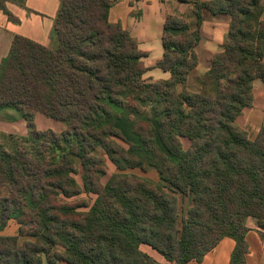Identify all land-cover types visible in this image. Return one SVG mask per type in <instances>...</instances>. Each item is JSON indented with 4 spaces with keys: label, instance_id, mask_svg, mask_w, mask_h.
Here are the masks:
<instances>
[{
    "label": "trees",
    "instance_id": "trees-1",
    "mask_svg": "<svg viewBox=\"0 0 264 264\" xmlns=\"http://www.w3.org/2000/svg\"><path fill=\"white\" fill-rule=\"evenodd\" d=\"M7 1L0 10L19 23ZM119 1L59 0L51 46L16 35L1 61L0 111L21 113L28 135L0 132V230L18 225L0 236V264H162L142 245L188 264L224 238L236 244L230 264H245L247 220L264 231V127L251 140L236 121L264 82V0H177L193 6L194 23L166 17L156 67L171 77L156 82L145 79L147 53L109 21ZM205 13L230 25L193 92ZM34 113L65 130H39ZM107 159L116 173L103 184ZM166 184L191 198L180 227Z\"/></svg>",
    "mask_w": 264,
    "mask_h": 264
},
{
    "label": "crops",
    "instance_id": "crops-1",
    "mask_svg": "<svg viewBox=\"0 0 264 264\" xmlns=\"http://www.w3.org/2000/svg\"><path fill=\"white\" fill-rule=\"evenodd\" d=\"M202 1L210 2L212 0ZM6 7L19 19V23L11 22L0 10V64L8 55L13 38L16 35L28 38L46 47L51 45L54 22L59 9V0H26L24 7L19 6L13 0H8ZM192 8L191 4L180 3L177 0H121L111 8L109 21L113 24L120 23L138 42L141 49L149 41L153 24L156 28H159L160 37H162L164 22L168 15H184L189 19V22L194 23V19L190 17ZM229 25L230 18L228 16L214 17L205 13L200 27L201 41L195 49L198 57V66L189 76V90L192 87L196 91L199 89L198 80L210 68L213 57L223 52ZM141 50L147 53L148 56L145 58L147 59L150 49L144 48ZM160 59H157L152 64V67L145 65L148 69L145 79L153 82L170 79L171 75L164 71L162 72L163 74H157L156 76L148 75L149 69H155ZM194 79L196 83L193 82ZM179 88L181 90V87ZM236 123L239 128L247 132L251 140H254L264 127V82L262 80L257 79L253 82V105L242 112ZM0 132L15 134V131L9 127V124L1 116ZM14 223L10 222L4 230H0V236L18 235V226ZM247 227L249 231L246 234V242L249 251L246 255L245 264H264V239L260 233L264 231L259 229L257 220L254 218L247 220ZM144 246L150 248L147 245H142L141 250ZM235 246L233 239L224 238L201 262L191 261L188 264H230ZM142 251L150 255L149 252ZM157 261L162 263L159 259ZM44 264L48 263L44 261ZM57 264L66 263L60 262Z\"/></svg>",
    "mask_w": 264,
    "mask_h": 264
},
{
    "label": "rangeland",
    "instance_id": "rangeland-1",
    "mask_svg": "<svg viewBox=\"0 0 264 264\" xmlns=\"http://www.w3.org/2000/svg\"><path fill=\"white\" fill-rule=\"evenodd\" d=\"M51 44H52V39H51ZM144 48L150 49L149 57L147 59H145V65L148 67H152V64L157 59H160L163 56V47H162L159 28H156V26H154V24L152 25V32L149 36V41H147L146 45H143L141 47V49H144ZM162 72L163 71H161L160 69H158L156 67H155V69L150 68L148 75L151 74L153 76H156L157 74H163ZM155 79H159V78H155ZM193 82L196 83V80L194 79ZM191 87H192V84H191ZM190 89H191L190 91H193V92L196 91V90H194L195 88H193V87ZM34 115H35V123L37 125V128L41 131L53 130L55 133L59 134L65 130V125L60 121H56V120L46 118L39 113H34ZM0 116L3 120H5V122L7 124H9V127H11L15 131L14 135L20 136V137H26L28 135L26 123H25V120L22 117L21 113L14 111V110H3V111H0ZM182 144H183V147L185 149H188L190 146L189 140H187L185 138L182 139ZM106 162H107V174H106V176H104L102 178L103 184H105L107 182V180L114 173H116V168H115L114 164L109 159H107ZM128 172L132 173V174H136L138 176L146 177V178H148L154 182H157V183H162V181L159 177V174L155 169H151L147 172H143L139 169H135V170H129ZM75 178L78 182H81L80 175H76ZM166 187L169 190L173 191L176 194V196L178 197V201H179L178 219H179V227H180L182 225L183 219L186 217L187 212L191 206V198L188 195H183L182 193L175 191L168 184H166ZM81 198L94 200L95 197L93 195H91V196L82 195L78 199H81ZM19 240L21 243H24V242H27V241H30L33 239L29 238V237H23L22 236L19 238ZM142 248H143L142 250L149 252V254L154 259L161 260L162 264H170L152 248H147L145 246Z\"/></svg>",
    "mask_w": 264,
    "mask_h": 264
}]
</instances>
